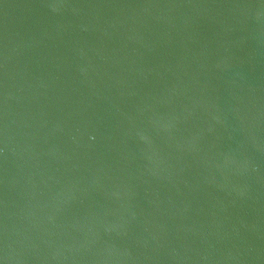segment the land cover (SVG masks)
Returning a JSON list of instances; mask_svg holds the SVG:
<instances>
[{"label": "water", "instance_id": "1", "mask_svg": "<svg viewBox=\"0 0 264 264\" xmlns=\"http://www.w3.org/2000/svg\"><path fill=\"white\" fill-rule=\"evenodd\" d=\"M0 264H264V0H0Z\"/></svg>", "mask_w": 264, "mask_h": 264}]
</instances>
